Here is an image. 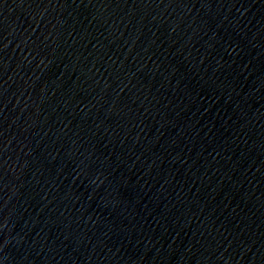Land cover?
<instances>
[{"label": "water", "instance_id": "water-1", "mask_svg": "<svg viewBox=\"0 0 264 264\" xmlns=\"http://www.w3.org/2000/svg\"><path fill=\"white\" fill-rule=\"evenodd\" d=\"M0 264H264V0H0Z\"/></svg>", "mask_w": 264, "mask_h": 264}]
</instances>
